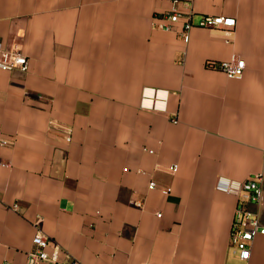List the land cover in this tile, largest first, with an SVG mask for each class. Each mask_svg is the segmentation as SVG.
Wrapping results in <instances>:
<instances>
[{
	"label": "crops",
	"instance_id": "crops-1",
	"mask_svg": "<svg viewBox=\"0 0 264 264\" xmlns=\"http://www.w3.org/2000/svg\"><path fill=\"white\" fill-rule=\"evenodd\" d=\"M174 5L236 25L185 42L153 24ZM0 43L29 60L0 68V264H28L38 230L60 252L36 264H264L263 234L247 260L230 249L238 196L215 188L264 173V0H0Z\"/></svg>",
	"mask_w": 264,
	"mask_h": 264
},
{
	"label": "built area",
	"instance_id": "built-area-1",
	"mask_svg": "<svg viewBox=\"0 0 264 264\" xmlns=\"http://www.w3.org/2000/svg\"><path fill=\"white\" fill-rule=\"evenodd\" d=\"M178 0H174L176 4ZM154 27L167 31H176L185 42L190 41V30L193 27L218 28L232 30L236 25V19L232 16L204 14L197 22L192 21L190 14H185L176 5L170 11L156 14L153 19ZM214 63L209 62L208 66ZM216 67L223 71L228 77H241L244 73L246 62L244 59H230L220 61ZM0 68L5 70H19L26 72L29 69L28 57L17 48L7 49L0 43ZM169 91L154 87H144L141 94L140 106L142 108L163 111L167 110ZM177 122L178 119H172ZM66 139L71 140V127H67ZM14 139L4 135L0 128V146H13ZM150 152L153 150L149 149ZM2 166H8L7 162H0ZM171 170L177 171L178 165H173ZM157 187L156 181H150L149 188ZM215 188L226 193L238 196V207L236 209L230 237V249L242 260L251 256L252 242L256 236L264 235V221L259 211L251 210L248 205L255 203L260 205L264 201V173H257L245 180L232 179L225 175H218L215 180ZM168 192L169 189L167 188ZM135 205L141 206V201H135ZM12 209H19V204L10 205ZM34 248L28 252V264H36L40 260L59 261L60 245L38 230L33 237ZM52 247L49 251L48 249ZM10 264V263H6Z\"/></svg>",
	"mask_w": 264,
	"mask_h": 264
},
{
	"label": "rangeland",
	"instance_id": "rangeland-1",
	"mask_svg": "<svg viewBox=\"0 0 264 264\" xmlns=\"http://www.w3.org/2000/svg\"><path fill=\"white\" fill-rule=\"evenodd\" d=\"M263 211H264V209H263ZM263 220H264V214H263Z\"/></svg>",
	"mask_w": 264,
	"mask_h": 264
}]
</instances>
